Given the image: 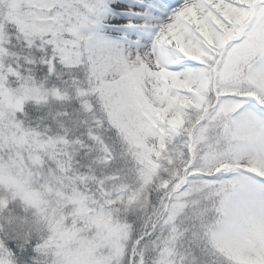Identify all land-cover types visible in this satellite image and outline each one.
I'll return each mask as SVG.
<instances>
[{
	"label": "snow or ice",
	"instance_id": "1",
	"mask_svg": "<svg viewBox=\"0 0 264 264\" xmlns=\"http://www.w3.org/2000/svg\"><path fill=\"white\" fill-rule=\"evenodd\" d=\"M0 264H264V0H0Z\"/></svg>",
	"mask_w": 264,
	"mask_h": 264
}]
</instances>
